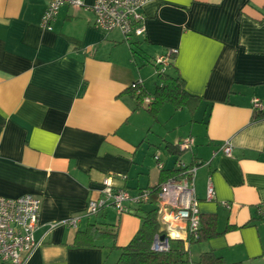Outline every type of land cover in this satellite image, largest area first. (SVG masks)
Here are the masks:
<instances>
[{
  "label": "crops",
  "instance_id": "1",
  "mask_svg": "<svg viewBox=\"0 0 264 264\" xmlns=\"http://www.w3.org/2000/svg\"><path fill=\"white\" fill-rule=\"evenodd\" d=\"M93 2L61 6L47 29L45 0H0V195L41 200L42 243L26 264H116L141 218L114 206L89 214L90 200L108 176L115 191L151 189L179 159L203 162L195 195L217 229L185 242L190 258L213 251L229 263L264 264V115L252 103L264 102V0H149L145 35L130 42L96 26ZM172 47L168 71L196 99L192 109L165 103L154 117L148 95L139 104L131 85L141 80L153 93L160 81L153 59ZM187 136L194 145L181 151ZM92 223L117 231L116 240L74 246ZM186 225H174L183 241Z\"/></svg>",
  "mask_w": 264,
  "mask_h": 264
},
{
  "label": "built area",
  "instance_id": "2",
  "mask_svg": "<svg viewBox=\"0 0 264 264\" xmlns=\"http://www.w3.org/2000/svg\"><path fill=\"white\" fill-rule=\"evenodd\" d=\"M46 9L42 16L41 26L52 29L59 9L63 5L74 7L85 6V0H45ZM149 0H94L91 9L94 13L95 24L104 31L119 30L126 41L130 42L134 37H141L146 32V17L144 6ZM178 48H169L164 54L157 55L153 62L157 66V74L168 71L173 65ZM136 93L142 92V81H134L131 85ZM154 100L152 95L145 97L148 104ZM253 107L256 110L264 109V102L254 97ZM194 145V138L187 136L179 141L181 151L189 150ZM227 156L232 155V144L227 141L222 146ZM159 159V154L156 156ZM198 161L195 165H187L179 159L176 168L181 169L180 175L171 177L160 185L157 192L158 213L161 222L160 233L153 241L152 249L155 251H170L174 242L181 239L175 224L186 223L187 236L184 243L190 244L191 238H200L201 211L199 201L195 195V176L198 167L202 165ZM163 168V163L159 162ZM104 188L98 198L90 200L88 213L97 214L106 207L114 206L120 213L133 212L128 204L137 205L150 200L153 189L147 188L133 195L128 189L113 190L112 176L104 179ZM215 187L212 178L209 177L207 185V199L215 198ZM230 207L227 202L223 203ZM41 200L32 193H25L18 197L0 195V264H26L30 256L42 243V239L36 236L40 224ZM78 219L72 218L68 224L76 225ZM57 223H52L54 227ZM162 235H164L162 237Z\"/></svg>",
  "mask_w": 264,
  "mask_h": 264
},
{
  "label": "trees",
  "instance_id": "3",
  "mask_svg": "<svg viewBox=\"0 0 264 264\" xmlns=\"http://www.w3.org/2000/svg\"><path fill=\"white\" fill-rule=\"evenodd\" d=\"M158 77L160 81L157 83L153 93L147 92L142 86V92L138 96L139 104L142 103L143 96L152 95L154 100L148 103L146 107L154 117L157 116L165 103H172L177 108L189 107L192 109V101L196 97L186 91L184 80L178 72L166 71L159 73ZM132 91L135 93V89ZM258 111L260 115H264V109ZM180 172L181 169L175 168L163 173L161 182L152 188L153 192L150 200L132 207V213L138 214L141 218V226L132 240L126 246L120 247L121 254L116 264H245L243 262L229 263L213 251L202 253L197 261H193L189 256L190 250L185 248L183 240L175 241L170 251L159 252L152 249L153 241L161 229L157 192L163 182L171 177L179 176ZM147 203L151 205L150 208H143V205ZM201 221L200 238L196 240L191 238L190 245L207 240L217 234L213 218L205 220L201 216ZM116 236L117 231L105 229L97 223H92L85 230L77 232L73 245L79 247L100 246V242L104 239L112 238L115 241Z\"/></svg>",
  "mask_w": 264,
  "mask_h": 264
},
{
  "label": "rangeland",
  "instance_id": "4",
  "mask_svg": "<svg viewBox=\"0 0 264 264\" xmlns=\"http://www.w3.org/2000/svg\"><path fill=\"white\" fill-rule=\"evenodd\" d=\"M151 206V205H150ZM150 206H148L147 208H150ZM116 257V253H114L113 255H112V259H114Z\"/></svg>",
  "mask_w": 264,
  "mask_h": 264
},
{
  "label": "water",
  "instance_id": "5",
  "mask_svg": "<svg viewBox=\"0 0 264 264\" xmlns=\"http://www.w3.org/2000/svg\"><path fill=\"white\" fill-rule=\"evenodd\" d=\"M164 235H162V237H163Z\"/></svg>",
  "mask_w": 264,
  "mask_h": 264
}]
</instances>
